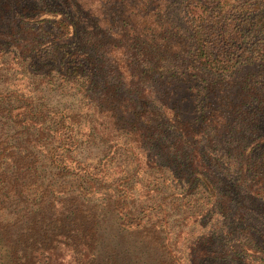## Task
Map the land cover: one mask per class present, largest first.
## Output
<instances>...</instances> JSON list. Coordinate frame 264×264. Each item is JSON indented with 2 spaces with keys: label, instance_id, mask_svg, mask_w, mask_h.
<instances>
[{
  "label": "trees",
  "instance_id": "16d2710c",
  "mask_svg": "<svg viewBox=\"0 0 264 264\" xmlns=\"http://www.w3.org/2000/svg\"><path fill=\"white\" fill-rule=\"evenodd\" d=\"M63 1L67 14L45 11L54 18L49 29L57 28L51 64L82 81L113 131L144 150L172 131V147L159 146L157 157L189 187L200 182L214 208L225 203L205 171L203 149L222 152L224 164L237 168L239 205L225 231L199 239L192 263L211 257L245 264L250 257L249 264H264V150L252 147L263 139L244 147L233 140L249 124L251 107L264 109V0ZM21 161L0 149V264H92L99 221L85 192L30 212L27 198L41 186ZM80 171L96 176L86 165ZM250 216L259 225H250Z\"/></svg>",
  "mask_w": 264,
  "mask_h": 264
},
{
  "label": "rangeland",
  "instance_id": "374dc122",
  "mask_svg": "<svg viewBox=\"0 0 264 264\" xmlns=\"http://www.w3.org/2000/svg\"><path fill=\"white\" fill-rule=\"evenodd\" d=\"M66 6L63 0H0V149L22 159L30 179L41 186L27 198L29 211L84 191L99 221L92 264H175L168 251L177 257L176 264H193L191 253L199 239L225 231L239 205L237 168L224 164L222 152L203 149L210 164L205 171L220 192L218 201L225 203L214 208L215 200L200 182L189 187L186 178L177 179L157 157L159 146L172 147V131L147 150L113 131L98 115L95 96L84 90L82 81L66 78L51 64L57 28L49 29L54 18L45 11L66 13ZM59 41L55 45L64 42ZM247 115L249 124L233 140L244 147L263 139L252 144L258 154L264 150V109L251 107ZM67 129L73 139L63 137ZM178 158L180 164L185 161ZM82 165L96 176L85 175ZM249 223L259 225L251 216ZM194 264L243 263L210 257Z\"/></svg>",
  "mask_w": 264,
  "mask_h": 264
}]
</instances>
